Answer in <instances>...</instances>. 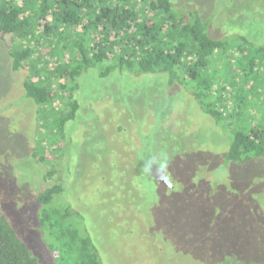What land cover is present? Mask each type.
Instances as JSON below:
<instances>
[{
  "label": "rangeland",
  "instance_id": "374dc122",
  "mask_svg": "<svg viewBox=\"0 0 264 264\" xmlns=\"http://www.w3.org/2000/svg\"><path fill=\"white\" fill-rule=\"evenodd\" d=\"M177 2L211 19L212 37L264 41V0ZM235 51L230 73L222 62L216 75L234 76L237 118L261 120L264 129V57L255 56L256 78L251 73L244 82L243 52ZM28 73L12 70L0 41V211L43 264H54L55 253L40 230L36 196L55 182L64 186L55 202L78 214L103 264H210L209 244L223 242L214 227H241L245 212L264 207V158L228 162V133L182 86L169 87L166 74L115 71L102 79L89 69L80 78L81 109L59 135L24 95ZM198 181L208 183L207 191L221 183L232 192H222L220 204ZM228 200L235 204L228 207Z\"/></svg>",
  "mask_w": 264,
  "mask_h": 264
},
{
  "label": "trees",
  "instance_id": "16d2710c",
  "mask_svg": "<svg viewBox=\"0 0 264 264\" xmlns=\"http://www.w3.org/2000/svg\"><path fill=\"white\" fill-rule=\"evenodd\" d=\"M180 3L0 0V41L7 44L12 70L17 74L22 69L29 70L22 82L24 95L38 106L40 117L51 120L59 135H65L67 123L81 109L80 78L89 69L96 68L102 79L115 71L138 76L166 74L169 87L182 86L197 100L202 112L211 115L216 125L228 133V162L244 164L264 158L261 120L253 124L245 117L237 118V84L234 76H229L233 62L229 52L233 49L243 52L244 82L251 73L256 78L255 56L264 57V41L256 44L245 35L215 38L211 19L200 9L178 6ZM46 46L51 49L45 51ZM222 62L228 77L216 75L214 66ZM165 173L166 169L162 170L161 179ZM197 184L210 193V200L218 195L216 202L220 204L222 192L231 191L221 183L208 191L207 182ZM63 192V184L55 182L36 196L40 230L50 239L54 264H103L93 238L80 226L78 214L70 205L55 202ZM232 201L228 200V207L235 204L229 203ZM226 202L218 208L223 210ZM263 210L258 207L254 214L245 212L241 227L238 223L234 229L221 231L214 227V237L223 242L209 244L210 264H264ZM0 264H43L2 211Z\"/></svg>",
  "mask_w": 264,
  "mask_h": 264
},
{
  "label": "clouds",
  "instance_id": "9594fccd",
  "mask_svg": "<svg viewBox=\"0 0 264 264\" xmlns=\"http://www.w3.org/2000/svg\"><path fill=\"white\" fill-rule=\"evenodd\" d=\"M162 166H164V167H166L167 166V163H166V161L162 164ZM150 168L151 167H148V166H145V171H150ZM165 183H167L168 181L167 180H165L164 181Z\"/></svg>",
  "mask_w": 264,
  "mask_h": 264
}]
</instances>
